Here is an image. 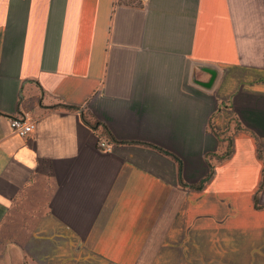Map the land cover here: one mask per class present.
Segmentation results:
<instances>
[{
    "label": "crops",
    "instance_id": "obj_1",
    "mask_svg": "<svg viewBox=\"0 0 264 264\" xmlns=\"http://www.w3.org/2000/svg\"><path fill=\"white\" fill-rule=\"evenodd\" d=\"M0 264H264V0H0Z\"/></svg>",
    "mask_w": 264,
    "mask_h": 264
},
{
    "label": "built area",
    "instance_id": "obj_2",
    "mask_svg": "<svg viewBox=\"0 0 264 264\" xmlns=\"http://www.w3.org/2000/svg\"><path fill=\"white\" fill-rule=\"evenodd\" d=\"M9 122L13 132L23 137L30 135L36 128V121L27 113L11 116ZM100 145L105 151L111 147L107 140L102 141Z\"/></svg>",
    "mask_w": 264,
    "mask_h": 264
},
{
    "label": "trees",
    "instance_id": "obj_3",
    "mask_svg": "<svg viewBox=\"0 0 264 264\" xmlns=\"http://www.w3.org/2000/svg\"><path fill=\"white\" fill-rule=\"evenodd\" d=\"M262 154V153H261ZM198 187H201V186H198Z\"/></svg>",
    "mask_w": 264,
    "mask_h": 264
},
{
    "label": "rangeland",
    "instance_id": "obj_4",
    "mask_svg": "<svg viewBox=\"0 0 264 264\" xmlns=\"http://www.w3.org/2000/svg\"><path fill=\"white\" fill-rule=\"evenodd\" d=\"M227 136V135H226Z\"/></svg>",
    "mask_w": 264,
    "mask_h": 264
}]
</instances>
